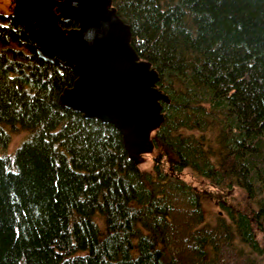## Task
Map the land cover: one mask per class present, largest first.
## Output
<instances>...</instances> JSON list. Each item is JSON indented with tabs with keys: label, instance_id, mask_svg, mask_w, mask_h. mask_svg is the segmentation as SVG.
<instances>
[{
	"label": "trees",
	"instance_id": "16d2710c",
	"mask_svg": "<svg viewBox=\"0 0 264 264\" xmlns=\"http://www.w3.org/2000/svg\"><path fill=\"white\" fill-rule=\"evenodd\" d=\"M112 2L170 98L152 167L62 103L76 74L0 10V264H264V0Z\"/></svg>",
	"mask_w": 264,
	"mask_h": 264
},
{
	"label": "water",
	"instance_id": "95a60500",
	"mask_svg": "<svg viewBox=\"0 0 264 264\" xmlns=\"http://www.w3.org/2000/svg\"><path fill=\"white\" fill-rule=\"evenodd\" d=\"M11 6L36 41L38 56L76 74L62 103L115 125L130 157L141 164L142 155L154 150L152 134L170 98L156 87L158 71L133 47L131 28L112 0H12ZM61 20L78 27H63Z\"/></svg>",
	"mask_w": 264,
	"mask_h": 264
},
{
	"label": "rangeland",
	"instance_id": "374dc122",
	"mask_svg": "<svg viewBox=\"0 0 264 264\" xmlns=\"http://www.w3.org/2000/svg\"><path fill=\"white\" fill-rule=\"evenodd\" d=\"M10 5H12V0H0V10L4 11V12H12L13 11V7L11 8ZM26 133H21V134H13L12 135V141L9 144L8 147V152L9 154H12L15 152V150L21 145V143L23 142V140L25 139ZM3 151V150H2ZM0 150V155H2L4 152H2ZM148 160V161H147ZM141 167L142 168H148L151 169L152 167V162H150V158L146 155H143L141 157ZM183 177L193 183L194 185H199L198 184V180L197 178L195 179L190 170H185L183 172ZM204 195H208V192H203ZM203 208H204V212H205V217H206V221L209 223H213L215 221V216L217 214H219L220 208L217 205V203L214 202V200L209 201L208 198H206L204 200V204H203Z\"/></svg>",
	"mask_w": 264,
	"mask_h": 264
}]
</instances>
